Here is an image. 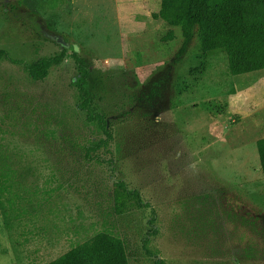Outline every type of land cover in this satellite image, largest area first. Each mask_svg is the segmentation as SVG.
I'll use <instances>...</instances> for the list:
<instances>
[{
    "label": "rangeland",
    "instance_id": "rangeland-1",
    "mask_svg": "<svg viewBox=\"0 0 264 264\" xmlns=\"http://www.w3.org/2000/svg\"><path fill=\"white\" fill-rule=\"evenodd\" d=\"M161 1L0 0V49L26 62L60 53L58 36L69 49L42 81L0 62L16 171L0 264H45L102 231L124 240L129 264H264V69L230 75L199 32L175 64L182 30L153 19ZM73 52L90 70L93 107L113 122L112 164L84 158L99 135L78 108ZM118 181L148 206L118 213Z\"/></svg>",
    "mask_w": 264,
    "mask_h": 264
},
{
    "label": "trees",
    "instance_id": "trees-1",
    "mask_svg": "<svg viewBox=\"0 0 264 264\" xmlns=\"http://www.w3.org/2000/svg\"><path fill=\"white\" fill-rule=\"evenodd\" d=\"M152 17L162 19L171 26H179L182 30L183 40L174 57L175 64L183 59L199 32L203 51L223 50L226 53L230 75L264 69V0H162L159 10L153 12ZM173 38V29H169L162 36L163 41ZM68 51L67 46H62V51L58 54L41 56L32 62H26L12 57L8 50L1 48L0 62L7 60L20 65L32 81H42L49 76L54 66L64 61ZM72 55L79 71L75 82L78 90V108L85 113L86 123L94 127L99 135L96 139H88L82 144L84 158L97 164H112V157L107 158V155L113 154V122L104 111L93 107L94 95L89 88L90 70L77 52ZM125 112L128 114V111ZM122 118L120 119H125ZM4 125L0 106V210L3 217L9 220L10 214L16 210V193L13 192L16 171L8 163L10 153L7 144L2 140L6 135ZM256 145L264 176V137L258 139ZM113 200L118 213L148 206L144 203L141 193L129 189L125 181L114 184ZM155 220L156 215H153V224ZM156 231L153 226L151 232L155 234ZM148 253L151 254V251ZM45 264H129V260L124 240L102 231ZM155 264L166 262L164 259H157Z\"/></svg>",
    "mask_w": 264,
    "mask_h": 264
},
{
    "label": "water",
    "instance_id": "water-1",
    "mask_svg": "<svg viewBox=\"0 0 264 264\" xmlns=\"http://www.w3.org/2000/svg\"><path fill=\"white\" fill-rule=\"evenodd\" d=\"M56 41H57L58 43H60L62 46H67V42H66L61 36L56 37ZM77 49H78V48L75 47V50H77Z\"/></svg>",
    "mask_w": 264,
    "mask_h": 264
}]
</instances>
